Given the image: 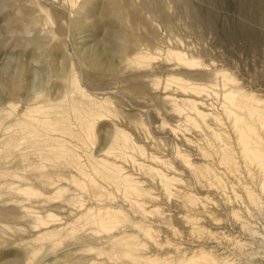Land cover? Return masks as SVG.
<instances>
[{
	"label": "bare ground",
	"instance_id": "6f19581e",
	"mask_svg": "<svg viewBox=\"0 0 264 264\" xmlns=\"http://www.w3.org/2000/svg\"><path fill=\"white\" fill-rule=\"evenodd\" d=\"M10 1L13 2L19 1L20 3L17 6V12H9L4 15L6 23L2 27L7 29L6 31H8L9 34L14 35L15 38L17 37L16 45L19 48L25 49L28 46H31V49L29 52L30 54H28V56L30 55V58L29 60L26 59V61H23L19 58H15L11 56V54H9L8 57L9 59L6 64L4 76L2 75L3 78L2 82L0 81V191L15 190L19 193H24V194H38L39 191H35V188L33 186H30L29 183H27V180L29 179L28 172L32 167L30 164L31 162L30 156L31 154H34L37 157L39 156L38 158L40 159H45V158L47 159L50 157L55 159L66 158L67 160L70 161L71 168L74 167L76 171L82 175V177L79 176L80 179L79 178L77 179L74 177L75 175L72 174V179L74 183L78 185H82V182L87 183L88 181H90L94 186V188L98 189V194L103 195L102 194L103 190L100 187L102 185H98L99 184L98 181L93 179L92 176L90 177V173H89L90 171L88 172L85 169L86 163L84 164L83 163L84 160L82 159V157L84 156V154L82 156L83 152L80 154L77 151L79 149H77L76 147H75L76 149H74L73 148L74 146L72 147L70 144H68L69 140H66L67 134L75 135V127H77L78 130L79 128H81L82 135L86 140L91 139L95 135L94 126L97 122L99 123V121L102 119L103 120L105 119L106 121L108 118L112 119L113 116L117 117L119 116L120 113L122 114L121 112L122 109L120 105L116 102V100L112 99L113 97L110 95H114V94L118 95V98L116 97V99H120L121 97L122 99H120L121 102L119 103L123 104L124 101V103L128 105L129 106L128 108L130 109L138 110L139 112L141 111L145 113H148V110H146L143 107H139L142 104H138L139 106H137V104L131 103L130 100H128L129 97L125 98L122 94L118 93L117 91L114 92L113 89L111 88H107L105 86L103 87L99 86L100 88L97 87L96 81L101 80V82L104 84L106 80L105 78L102 77L99 78L97 75L92 74L93 72L84 74V69H83V75H80L81 73L79 72L80 73L79 74L78 71L75 70L73 64L69 65V62L61 63L59 61L60 59L59 57L62 56L63 59H66L68 57L67 51L69 50L65 49L64 41L61 40L62 39L61 37L63 36L60 37V35L69 32L71 33L72 29L76 32L78 30L84 32L85 29L87 30L88 28H90L91 30L94 28V32H96L97 30L96 28H101L109 24L111 25L112 23L109 22L111 15L112 16L115 15V17L118 18L119 22H121L122 26L125 28V31L127 33L126 45L130 49L131 47L133 48L134 45H138L137 42L140 40V35L139 33H137L138 31L137 28L141 25V23L145 21L143 10H146L153 16L159 17V19L163 21L165 24L167 25L170 24L171 17L169 16L166 10L165 4L163 0H141L140 3H137L136 0H110L108 1L109 2L108 4L103 5L102 3H100L103 5L102 9H100V13L98 12V14H96L95 12L97 10L94 11L95 6L92 5L94 0H82L80 4H78L79 0H41V1L30 0L34 4L30 7H27L26 5H22L21 4L22 0H10ZM174 1L177 5L178 11L188 16L193 24L196 25L206 24L207 26L210 25L216 27L218 21V14L214 7L220 4L222 0H205L210 5H212L211 7L205 9H201L194 6L188 0H174ZM238 9L239 12L247 18V21H239L231 24L230 26H227L225 35L230 39L235 38L233 40H236V38L242 39L246 41L247 44L252 48H258L261 46L263 47L264 32L254 27V25L251 22L260 21L264 23V0H240L238 4ZM91 15L94 16V21L92 23H87L86 21H90L87 19ZM147 18L149 17H146V19ZM21 25H24V27H28V26L35 27L34 28L36 31L35 35L32 36L31 38H26L24 36L19 35L18 32H16V30ZM109 29H112V27ZM119 29L120 28H118V30ZM121 29L119 30V33ZM92 32L93 31H90V33ZM109 34L110 33H108V35ZM109 37L112 38V36ZM97 38H99V36H97ZM91 39H93V37H91ZM1 40L2 39L0 38V50L1 48L3 49L2 45L4 43ZM98 40L99 39H96L94 37L93 39V41L95 42L94 45H92L91 43L90 44L91 46H88L84 51H82V53L84 54L83 59L85 65L86 64H88V66L100 65L101 58L103 57L106 58L109 54V50L114 51L118 48L117 44H115L113 41V43H111L109 47L110 49L105 50L102 46H98L100 42ZM50 41H55L56 43V45L52 49H48V45ZM64 49L66 50V53ZM163 50L156 49L153 51L148 47L141 48L139 46L138 49L134 47V49H131V51L129 50L130 51L129 54H133V56L128 57V59L125 62L124 68L131 70L133 69L137 71L140 68L152 65V63L155 62L154 60L157 58V55H161L164 53L163 55L166 62L170 63L172 61H176L179 65H183L189 69L188 79L167 73V76L163 80L157 77H153L152 83L150 85L152 89L155 90L161 85L162 82L161 87L163 89V95L160 96L159 100L163 103V105H166L168 111H170L171 114L173 115V118H177L175 120L176 123L174 125L167 124L166 121H162L159 122L157 126L160 128L162 126L167 125L168 131L170 133L169 134L170 138L172 136L175 137L176 134H178V131L180 130L182 132H184V130H187L188 134L191 135L190 137L189 136L186 137V139L189 145L192 147V151L184 153L182 150H180L179 146L176 145L175 147H173L174 149L170 157L168 156V154H166V151L162 152L163 154L159 151L160 155L156 153V151L150 152L152 150L148 151L147 150L148 148L144 146L145 144L139 143L132 137L131 134L126 133L119 126L115 125L114 127L115 131L111 138V145L109 149H106L103 151L104 153L97 155L98 158H95L96 157L95 156L92 160V164L90 165V167H92V169H94V171L97 172L99 170L106 171L103 173L107 174V177L112 178L117 186L122 187L125 193H129V192L132 194L136 193L138 195V197H136V200H134L133 198L131 199L135 204L134 205L135 209L137 210L140 209L141 207L142 214L143 215L146 214L145 216L149 217L150 216L149 214H153L154 212L158 211L160 206L158 208L155 205V207L149 208L150 206L152 207L153 205H151L150 202L147 200L150 206H146V204L148 205L146 199L148 197H150V199H155V196L157 194H153L151 192L152 188L145 187V185L143 184L145 180L141 181L137 177H134L132 173L128 172L129 170H131L128 168L130 166L127 165L128 166L127 169H129L127 171L125 170V166H124L126 163L124 165L122 163L119 164L121 160L122 161L124 159L127 160L126 158H133L135 162H138V160L134 159L136 156L134 157L133 155L128 154L130 150H133L134 152L142 156L143 160L145 158L150 159L156 163H159L161 166H166L168 168V171H165L161 167L151 164H146L142 161L141 162L139 161L137 163L140 167H142V170L143 168H145L148 171V173L151 174V176H154L155 179H157V181L163 187L167 197L173 195L174 194L173 191L175 189V191L180 193V195L183 193L185 201H187V203H190L193 208H197L201 213L204 212L207 216H211L212 211L210 209L211 206H209V204L212 203L211 202L212 198L210 197V195L204 192L214 191L215 193L224 194L227 192V188L232 189V191H234V186L233 185L229 186L226 180V177L229 172L225 173V171L219 170L217 165L215 164L212 165V163H210V161L208 160L216 156V158L220 161L218 163L224 164L227 169H229L231 172H234V175L237 176L239 174L240 175L242 174V171L239 169L240 162L237 160V154H238L243 161L244 167L246 169V173H248V175L252 178V180L255 181L256 184V189H253L252 187L246 184H243L242 189L251 203L255 205L259 204L260 203L259 194H262L264 196V97L262 95L243 89V87L238 84L236 78L233 77V75L228 73L226 70L217 69V67H214V64H205L202 61L197 60L193 55H191L187 50L181 48L178 44L174 47H166V49L162 53ZM117 51L118 50H116V52ZM8 52L9 51H7V53ZM41 56H44L46 59H49V68L51 69L52 73L54 75H57L58 79H60L61 81V83L58 84H54L55 82H52L54 85L52 84L53 86L52 85H51L52 87L50 86L51 88L47 95H45L43 89L44 80H45L42 79L43 67L42 68L34 67V63L35 62L38 63L39 62L38 60L41 59ZM117 58L119 59V57ZM43 66L47 67L48 65L45 66L43 64ZM50 69H48V72ZM146 69L148 68H145V70ZM163 69H166V67L164 68L163 66ZM145 70L143 69L144 72ZM47 75L48 74H46V76ZM150 75L151 74L141 75L140 73H134V74L132 73L125 78V76L121 75L120 73L116 74V76L120 77L123 81L127 83L128 91L135 95L136 93H141L144 91V89H146L147 84L145 83V81L142 80L143 79L142 76L147 77ZM45 82L47 83L48 81L45 80ZM217 87H220V92L215 91ZM176 90L179 91V94L173 95L172 91H176ZM218 97H220V105H221V111L223 112V116L226 119H228L232 125L233 137L236 144L235 147L232 145V142L230 141L231 136L228 134L229 131L227 132L223 128L225 121L223 122L224 118L220 113V111H218V106H216L217 104L215 105L214 102H209L210 99L212 98L216 99ZM125 111L127 112V110ZM128 112L132 113L130 111ZM134 113L136 114V112L133 111V114ZM135 122L137 126H141L142 128L148 126L146 122L143 121L142 118L141 119L138 118ZM115 124H117V122ZM226 124L227 123H225V125ZM61 129L63 131V134H60ZM197 139L198 140L202 139L205 142V146L203 145L201 146L198 143ZM152 145L154 144L152 143ZM88 154L85 153V156L90 158ZM195 155H199V157L204 159L205 162L199 163L197 161H194ZM211 155L214 156L211 157ZM172 158L179 159V161L181 160L182 167H186L190 171V173L195 177L201 175L202 177L205 178L204 180L205 184L202 187L203 190L202 192L200 191L194 192L192 189L183 190L184 187H182L183 189L181 190V188L178 187V183L180 184V182H183V178L180 176L183 173L182 172L183 170L181 171L180 169L182 168L178 169V167L174 165L175 163L174 164L172 163ZM40 163L42 165L44 162H40ZM256 176L258 177L257 179ZM14 177L26 181L23 183L20 182V184H15ZM94 180L97 181V183H95ZM63 183L66 182L63 181ZM59 185L60 184H58V186ZM103 187H105V185ZM63 190H66L65 186L57 187V190L55 191L57 193V192H63ZM104 190L107 191V189ZM109 192L110 191H108L107 194H109ZM112 192L113 191H111V195L113 194ZM81 194L82 196L85 195V194L83 195L82 192ZM72 195H73L72 197L66 199L67 202L77 201L76 198L74 197V194ZM145 196H147V198H145ZM160 198L163 200L162 197ZM164 201L166 202L165 199ZM80 202L82 204L83 201L81 200ZM21 203L22 202H20V204ZM128 203L130 204V202ZM164 205H166V203ZM164 205L162 207H164ZM81 206L83 207L84 205L82 204ZM118 208L116 209L115 207H107L104 209V207H100L98 205L91 206V207H87L80 216H78L79 215L78 214L77 218H86L87 220L91 219L92 221H94L93 223L97 224L98 226H100L105 230L107 229L108 231H110L118 224L125 221L127 217H129V216L126 217V214L124 213L122 208L121 209ZM10 211L14 212L13 210ZM158 212L162 214L161 218L156 219V221H160V223H168L170 217L173 216L172 214L175 213V212L165 213L163 211H158ZM176 213L177 215L179 214L178 212ZM233 213L234 215H237V212L234 211ZM1 214L5 215L6 217L17 216L16 213L9 214L5 212H1ZM180 215L182 217V214ZM48 216L50 218L51 217L54 218V216L56 215L48 214ZM194 216H197V214ZM34 217L39 221L37 224L40 228L50 224V223L47 224L45 217L41 214ZM49 217H47L46 219H49ZM134 218L136 219V217ZM145 220L146 219H144V221ZM191 221L192 224L194 225L195 220L194 222L193 220H188V222ZM134 222L136 223V221ZM211 223L217 225V223L215 222H211ZM246 225L247 223L243 222V226ZM246 227H248V225ZM142 228H143L142 232L144 236H146L149 239L156 238V229L158 227L156 229H153L154 227H151L150 225L147 224L145 226L143 225ZM205 228L206 227L192 226V230L199 229L200 231H202ZM64 230H66V228ZM52 231H55V233L60 232V230H56V229H53ZM207 231H209L210 233L212 232L211 230H207ZM89 232L90 230H88V233ZM92 232L94 231H91V233ZM113 233L115 232L113 231ZM217 233L218 235L219 233H221L222 236H224V238L225 237L228 238L230 236L228 235L229 233L225 234L226 232L222 230L221 231L219 230ZM43 234L45 235L48 233L45 232ZM161 236L162 235H159V237ZM79 237L81 238V236ZM82 237L83 238H81V240L86 239L84 238V235ZM231 237L232 236H230V238ZM107 239L108 241L111 240L110 243L111 242L116 243L119 253L123 254L124 259L121 260V264H136L142 261L149 262L151 264H239L236 262V260L233 259V257L232 258L229 257L231 254L224 255L226 254V252L222 250L220 252L218 251L219 253L215 254L211 248L209 249H206L205 247L195 248L192 246L186 247L185 249L183 248L180 251L181 253L179 258L176 259L177 261L173 263L174 257L171 256V254L168 252L166 254H161V255L157 252L151 255H148L146 252H141L145 244L142 243L144 241L140 242L139 240H136L135 237L130 233H120L118 235H112ZM247 241L245 240L244 242ZM253 242H251L252 245ZM235 243L236 244L240 243L239 245L241 246L243 241L240 242V240H236ZM232 244H234V242ZM90 245L91 244H89L88 246ZM105 246L107 245L104 244V247ZM109 257L110 259H113V257L111 256Z\"/></svg>",
	"mask_w": 264,
	"mask_h": 264
},
{
	"label": "rangeland",
	"instance_id": "374dc122",
	"mask_svg": "<svg viewBox=\"0 0 264 264\" xmlns=\"http://www.w3.org/2000/svg\"><path fill=\"white\" fill-rule=\"evenodd\" d=\"M108 1L110 0H94L92 5L95 6L94 11L97 10L95 13L96 14H98V12L100 13V9H102V6L104 4H108L109 3ZM140 1L141 0H136L137 3H140ZM188 1L192 3L194 6L201 8V9H205V8L212 6L205 0H188ZM81 2L82 0L81 1L79 0L78 4H80ZM163 2L165 4L166 10L169 16L171 17V22L170 24L167 25L163 21H161L159 17L153 16L146 10H143L145 21L141 23V25L139 26L140 28L139 27L137 28L138 30L137 33H139L140 35V40L137 42V44L141 48L148 47L149 49L153 51L156 49L165 50L166 47H174L178 44L181 48L187 50L191 55H193L197 60L202 61L205 64H214V67H217V69L226 70L228 73H230L231 75H233V77L236 78L238 84L242 86L243 89L259 94V95H262L264 97V46L263 47L261 46L258 48H252L247 44L246 41L242 39L236 38V40H233L235 38L230 39L225 35L227 26H230L231 24L235 22L247 21V18L243 14H241L238 9V4L240 0H222L220 4L214 7L218 14V21H217L216 27H213L210 25L209 27L206 24L204 25L193 24L191 22V19L188 16L178 11L177 5L174 0H163ZM19 3H20L19 1L13 2L10 0L9 1L0 0V30H1L0 38L2 39L1 41L4 42L2 45L3 49L1 48L0 50V81L1 82L3 79L2 75L4 76L6 64L9 59L8 58L9 54L23 61H26V59L29 60L30 58V55L28 56V54H30L29 52H30L31 46H28L25 49L19 48L16 45L17 37L15 38L14 35L9 34L8 31H6L7 29L2 27L6 23L4 15L9 12H17V6ZM100 3H102L103 5ZM21 4L26 5L27 7L34 5L30 0H22ZM96 14H93V15H96ZM93 15L88 17L87 20H90V21H86L87 23H92L94 21ZM113 16L111 15V18L109 21L110 23H112L111 25L109 24L104 27H101L102 29L96 28L98 30L97 31L95 29L96 32H94V28L91 30L90 28H88L87 30L85 29V31L83 30L84 32L79 31V30L76 32L72 29L71 33L69 32V33L60 35V37L63 36L61 37L62 38L61 40L64 41L65 49L69 50L70 52L67 51L68 57L66 59H63L62 56H60L59 61L61 63L69 62V65L73 64L74 65L73 67L75 68V70H77L78 73L79 72L81 73V74L79 73L80 75H83V69H84V74L93 72L92 74L97 75L99 78L101 77L105 78L106 80L104 84L101 82V80H98L96 81L97 83L96 86L97 87L105 86L107 88L113 89L114 92L117 91L118 93L122 94L125 98L129 97L128 100H130L131 103H135L137 104V106H139L138 104H142L139 107L145 108L146 110H148V113L141 112V111L139 112L138 110L130 109L128 108L129 106L124 103V101H123V104L119 103L121 102L120 100L122 99L121 97L120 99H116V97L118 98V95L116 94L110 95L113 97L112 99L116 100V102L120 105L122 109L121 110L122 114L120 113L119 116L117 117L113 116L112 119L108 118L106 121L105 119L104 120L102 119L99 121V123L97 122L94 126L95 135L91 139L86 140L84 136L82 135L81 128H79L78 130L77 127H75V135L67 134L66 140H69L68 144H70L72 147L74 146L73 147L74 149L76 148L79 149L77 151L80 154L83 152L82 156L83 154L84 156L82 157V159L84 160L83 163L84 164L86 163L85 169L88 172L90 171L89 172L90 177L92 176L93 179L97 180L99 183L98 185H102L100 187L103 190V193H102L103 195L98 194V189H95L90 181L88 182L86 181L87 183L82 182V185L75 184L72 179V174L75 175L74 177L77 179L78 178L80 179L82 175L79 174L74 167L71 168L70 161L67 160L66 158L55 159V158L50 157L47 159L46 158L40 159L38 158L39 156L37 157L34 154H31L30 164L32 167L28 172L29 179L27 180V183H29L30 186H33L35 188V191H39L38 194H24V193H19L15 190L0 191V209H1L0 210V264H86V263L87 264L88 263L90 264H96V263L97 264H121V260L124 259L123 254L119 253L116 243L114 242L110 243L111 240L108 241L107 239L112 235H118L120 233H130L135 237L136 240H139L140 242L144 241L142 243H145V244L141 252H146L148 255L154 254L156 252L159 253L160 255L166 254L167 252L170 253L171 256L174 257L173 263L177 261L176 259L179 258L180 253H181L180 251L183 248L185 249L186 247L192 246L195 248L196 247L197 248L205 247L206 249L211 248L215 254L219 253L222 250L226 252V254L224 255L231 254L229 257L230 258L233 257V259L236 260V262L239 264H264V252H263L264 251L263 249L264 248V239H263L264 238L263 237L264 236V204H263L264 196L262 194H259L260 203L257 205L251 203L249 199L247 198L246 194L244 193L242 189L243 184L249 185L253 189H256V184H255V181L252 180V178L248 175V173H246V169L244 167L243 161L238 154H237V160L240 162L239 169L242 171V174L241 175L239 174L237 176L234 175V172H231L229 169H227L224 164L218 163L220 161L216 158V156L208 160L210 161V163H212V165L214 164L217 165L219 170L225 171V173L229 172L226 177V180L229 186L230 185L234 186V191H232V189L227 188V192L224 194L215 193L214 191L204 192L210 195V197L212 198L211 200L212 203L209 204V206H211L210 209L212 211V215L207 216L204 212L201 213L199 209L193 208L190 203H187V201H185L183 193L180 195V193L176 192L175 189L173 191L174 194L171 195L170 197H167V195L164 192L163 187L157 181V179H155L154 176H151V174L148 173V171L145 168H143L142 170V167H140L137 163L139 161L140 162L142 161L146 164H151V165L161 167L165 171H168V168L166 166H161L159 163H156L150 159L145 158L144 160L147 161L145 162L142 159L143 158L142 156H140L133 150H130L128 154L129 155L131 154L134 157L136 156L134 159L138 160V162H135L133 158H126L127 160L125 159L123 161L121 160L122 162L120 161L119 164L122 163L124 165L126 163L124 165L125 170L128 171L129 169H131L128 172L132 173L134 177H137L141 181L145 180L143 183L145 187L152 188L151 192L153 194H157L155 196V199H150V197L147 198V196H145V198H147L146 201L148 200L150 204L153 205L151 207L149 202L147 201L148 205L146 204V206H150L149 208H153L155 207V205L158 208L160 206L158 211H163L165 213L167 212L173 213L177 210L176 212L179 213L178 214L179 216L177 215L176 212H175L176 214L173 213L172 214L173 216L170 217V219L168 220V223H160V221H156V219H159L162 217L161 216L162 214L158 211L154 212L153 214H149L150 216L146 217L145 216L146 214L145 215L142 214L141 207L140 209L136 210L134 207L135 204L133 203V200H131L132 198L136 200V197H138L136 193H133V194L130 192L125 193L122 187L117 186L114 183V180L112 178L107 177V174L103 173L106 171L99 170L97 172V171H94L92 167H90V165L92 164V160L95 156H96L95 158H98L97 155H100L101 153H104L103 152L104 150L109 149L111 145V138L115 131V128H114L115 125L119 126L126 133L131 134L132 137L139 143L145 144L144 146L148 148L147 149L148 151L152 150L150 152L156 151V153L159 154L160 152L162 153L166 151V154H168V156L170 157L174 149L173 147H175L176 145L179 146L180 150H182L184 153L192 151V147L189 145L186 139V137L188 136L190 137L191 135V134H188L187 130H184V132L180 130L178 131V134H176L175 137L172 136L170 138L169 137L170 133L168 131L167 125H165L166 127L162 126L160 128L157 126L158 123L162 121H166L167 124L174 125L176 123L175 120L177 118H173V115L171 114L170 111H168L166 105H163V103L159 100L160 96L163 95V89L161 87L162 82H161V85L155 90L152 89L150 85L152 83L153 77H157L163 80L167 76V73L188 79L189 69L183 65H179L176 61H172L170 63L166 62L164 59V55H163L164 50L162 51L163 54L157 55V58L154 60L155 62H153L152 65L150 66L140 68L137 71L133 69H132L133 71L131 69H125L124 65H125L126 60L128 59V57L133 56V54H129V52L131 51V49H134V47L138 49L139 46L134 45L133 48L131 47L129 49V47L126 45L127 33L125 31V28L122 26L121 22H119L118 18L115 17V15ZM146 17H149V18L146 19ZM251 23L254 25V27L264 32V23L260 21H256V22L254 21ZM30 27L32 28V30ZM111 27L112 29H109ZM34 28L35 27L33 26L24 27V25H21L19 26V28H17L16 32H18V34L21 36H24L26 38H31L32 36L35 35V32H36ZM118 28L120 29L122 28L120 33H119L120 29L118 30ZM90 31H93V32L90 33ZM112 32H114L115 34L117 32V34L115 35ZM108 33L110 34L108 35ZM97 36H99V38H97ZM109 36H112V38ZM91 37H93V39L94 37L96 39H99L98 41L100 42H99V45L98 44L97 45L102 46L105 50H109L111 43H113L114 41V43L117 44L118 46V48L116 49L118 51L116 52V50L114 51L109 50L108 56L106 58L104 57L101 58V64L98 66L89 65L90 66L89 67L88 64L85 65L84 59H83L84 54L82 53V51H84L88 46H91L90 45L91 43L92 45H94L95 42L93 41V39H91ZM55 45H56L55 41H50L48 45V49L54 48ZM65 49L64 51L66 53ZM120 50H122L123 52ZM7 51L9 52L7 53ZM16 54L19 56H17ZM126 54H129V55H126ZM117 57H119V59ZM38 61H39L38 63L37 62L34 63V67H39V68L43 67L42 79L43 80L45 79L46 81H48L46 83L44 80L43 89H44L45 95H47L49 93L50 88L54 84L61 83V81L60 79H58L57 75H54L52 73L51 69L49 68V59H46L44 56H41V59ZM43 64L45 66L47 65L48 66L44 67ZM163 66L164 68L166 67V69H163ZM46 68L50 69L49 72H48V69ZM145 68H148V69L145 70ZM143 69L145 70V72L143 71ZM119 73L125 76V78L132 73L133 74L140 73L141 75H146V74H151V75L147 77L142 76L143 78L142 80L145 81V83L147 84L146 89H144V91L141 93H136L135 95L128 91L127 83L123 81L120 77L116 76V74H119ZM46 74L48 75L46 76ZM111 78L114 80H112ZM52 82H55V83L53 84ZM217 88L215 91L220 92V87H217ZM172 93L173 95H177L179 94V91L178 90L172 91ZM156 96H159V97H156ZM209 102H214L215 105L217 104L216 106H218V111H220V113L223 116V112L221 111V105H220V97L216 99L212 98L209 100ZM125 110H127V112ZM132 110L136 112V114L135 113L133 114ZM128 111L132 113H129ZM138 118L139 119L142 118L143 121H145L148 126H145L143 128L141 126H137L135 124L136 123L135 121ZM223 118H224L223 122L225 121L223 128L227 132L229 131L228 134L231 136L230 141L232 142V145L235 147L236 144H235L234 137H233L232 125L228 119H226L224 116ZM123 120L126 122V124ZM118 121H119V124H118ZM114 122L115 123L117 122V124H115ZM225 123H227L226 124L227 126L225 125ZM60 134H63L62 129H61ZM202 141H203L202 139L198 140V143L201 146L202 145L205 146V142L204 141L202 142ZM152 143L154 145H152ZM85 153L88 154L90 158L85 156ZM212 156L214 155H211V157ZM194 161H197L199 163L205 162V160L199 157V155L194 156ZM40 162H44V163L41 165ZM181 162L182 161L181 160L179 161V159L172 158V163L173 164L175 163L174 165H176L178 169L182 168L180 169L181 171L183 170L182 171L183 173L180 175L183 178V182H180V184L178 183V187L181 188V190L183 189L182 187H184L183 190L192 189L194 192H197V191L202 192L203 191L202 187L205 184L204 182L205 178L202 177L201 175L200 176L198 175L197 177H195L194 175L190 173V171L186 167H182ZM131 164H132V167H131ZM127 165L130 167H128ZM127 167L129 169H127ZM257 178L258 177L256 176V179ZM25 181L20 180V178L14 177L15 184H20V182L23 183ZM63 181L66 183H63ZM97 181H95V183H97ZM58 184L60 185L58 186ZM104 185L105 187H103ZM62 186H65L67 191L63 190V192L56 193L55 190H57V187H62ZM68 186H69L70 191L68 189ZM159 188H161L162 190ZM104 189H107V191H105ZM80 191L83 193V195L84 194L85 195L82 196ZM108 191H110L109 194H107ZM111 191H113L112 195H111ZM72 194H74V197L76 198L77 201L67 202L66 199L72 197L73 196ZM160 197H162L163 200ZM164 199L166 200V202L164 201ZM81 200L84 202V203L82 202V204L84 205L83 207L81 206L82 205L80 202ZM20 202L22 203L20 204ZM128 202H130V204ZM86 203L88 204V206ZM165 203L166 205H164ZM95 204H97L100 207H104V209L107 207H115L116 209L118 207H119L118 209L122 208V210L126 214V217L127 216L129 217H127L125 221H123L122 223L118 224L117 225L118 227L116 226L110 231H108L107 229L106 231L105 229L101 228L97 224L93 223L94 221H92L91 219L87 220L86 218H77V215L79 214L78 216H80L87 207L97 206ZM163 205L164 207H162ZM74 206L77 208H75ZM168 209L169 210L171 209V210L169 211ZM10 210H13L14 212ZM234 211L237 212V215H234L233 213ZM1 212H5L9 214L16 213L17 216L16 217L14 216L6 217L5 215H2ZM191 213H192V216H191ZM39 214L45 217L47 224L50 223L48 225L46 224L47 226H43L46 228H43V227L40 228L38 226L37 223L39 221L34 216H38ZM48 214H52L56 216H54V218L53 217L50 218ZM180 214H182V217ZM193 214L194 215L197 214V216H194ZM47 217H49V219H46ZM134 217H136V219ZM144 219L146 220L144 221ZM188 220H193V222L195 220L194 225L192 224V221L188 222ZM134 221H136L137 224ZM211 222H215L217 223V225H214ZM243 222L247 223L249 229L248 227H246L247 225L243 226ZM142 223L144 226L148 224L151 227H154L153 229H156L158 227L156 229L155 239H149L143 235ZM195 225H197L198 227H206V228L203 229L202 231H200L199 229L198 230L193 229L195 231L194 232L192 230V226L197 227ZM65 228L66 230H64ZM53 229L60 230V232L55 233V231H52ZM88 230H90L89 233H88ZM207 230H211L212 232L210 233ZM219 230L226 232L225 234L229 233L228 235L232 237L230 238L229 236L228 238L227 237L224 238V236H222L221 233H219L218 235L217 232ZM91 231H94L92 232L93 234L91 233ZM113 231L115 233H113ZM45 232H47L48 234L44 235L43 233ZM186 233H189V234H186ZM83 235H84V238H86L85 240H81V238H83L82 237ZM159 235H162V236L159 237ZM260 235H263V236H260ZM79 236H81V238ZM244 239L246 241L248 239L247 241L248 243L244 242L245 241ZM234 240L235 241L240 240V242L243 241V243L240 246L239 245L240 243L236 244ZM170 241L173 243H171ZM233 242L234 244H232ZM251 242H253V245ZM87 244L88 245L91 244V245L88 246ZM104 244L107 246L104 247ZM170 248H173V249H170ZM109 256L113 257V259H110ZM222 256H219V257H222ZM136 264H151V263L142 261Z\"/></svg>",
	"mask_w": 264,
	"mask_h": 264
}]
</instances>
